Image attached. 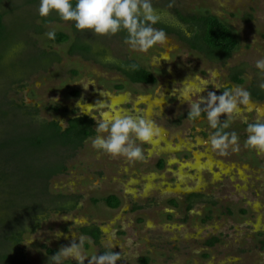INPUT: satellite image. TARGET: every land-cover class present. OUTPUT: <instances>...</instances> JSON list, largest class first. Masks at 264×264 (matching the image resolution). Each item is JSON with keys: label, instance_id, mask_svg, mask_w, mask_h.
Listing matches in <instances>:
<instances>
[{"label": "rangeland", "instance_id": "1", "mask_svg": "<svg viewBox=\"0 0 264 264\" xmlns=\"http://www.w3.org/2000/svg\"><path fill=\"white\" fill-rule=\"evenodd\" d=\"M38 2H0L8 32L0 43V142L13 141L25 124L57 120L66 126L68 118L82 114L92 118L94 133L79 146L56 144L30 151V157L13 143L0 151V172L8 176L0 181V253L13 258L0 264H54L51 255L80 237L88 256L120 252L116 264H264V153L246 145L247 123L264 121V98L252 96L264 94V71L256 67L264 58V0H152L160 16L156 24L171 31L154 25L167 39L147 52L132 49L121 32L77 30L55 12L42 17ZM205 10L238 35V47L226 59L208 58L182 38L195 30L183 18ZM50 30L68 38L53 41L46 35ZM162 54L167 59L159 62ZM130 59L148 68L155 83L129 81L118 66ZM237 72L241 83L232 78ZM212 73L220 87L209 83L201 96L226 89L249 93L237 113L220 117L229 123L225 132L237 133V151L215 149L210 136L216 130L206 112L188 118L190 106L180 97L186 79L211 81ZM81 80L94 84L85 88ZM98 101L155 123L159 131L151 142L136 141L143 160L113 157L92 146V115L99 120L107 109L86 104ZM41 166L59 169L30 180ZM108 194L120 199L118 207L103 202ZM84 226L100 229L98 241L82 232ZM17 228L18 244L4 239ZM64 264L78 262L69 258Z\"/></svg>", "mask_w": 264, "mask_h": 264}, {"label": "clouds", "instance_id": "2", "mask_svg": "<svg viewBox=\"0 0 264 264\" xmlns=\"http://www.w3.org/2000/svg\"><path fill=\"white\" fill-rule=\"evenodd\" d=\"M37 12L42 17L55 12L61 20L73 21L77 30L88 29L100 35H112L125 31L127 33L125 42L132 49L140 52H147L155 45L163 44L167 39L162 29L154 27L160 16L154 9L152 0H39ZM46 35L50 39H55V30L48 31ZM161 57L167 59V56L162 54L159 62ZM132 67L135 68L136 65ZM256 67L264 71V58L256 61ZM78 82L85 88L89 84H94L92 80L86 84L83 80ZM209 83H212L216 89L220 87L215 84V73H212L211 81L199 76L184 81L179 92L180 97H183L190 106L187 117L197 120L203 112H206L210 127L216 130L210 136L212 146L221 150L222 153L230 146L233 151H237L239 137L236 132L224 131L229 127V123L227 120L222 121L220 117L221 114L237 113L239 104L248 102L249 93L246 90L226 89L219 95L209 91L206 97L201 96L200 93ZM193 94H199V99L191 101ZM80 102H78L79 105ZM86 105L89 109L94 107L107 109L100 112L99 120L92 115L96 121L97 135L91 140V144L95 149L113 157L124 156L129 161L144 159L143 149L136 144V141L149 143L158 134L159 129L153 121L138 114L126 112L121 114L120 110L113 109L106 102L98 101L95 106ZM246 131L248 133L246 145L254 148L257 153H264V121L247 123ZM56 235L59 237L63 233L56 232ZM83 240L84 237H80L79 243L61 247L51 255L50 260L54 264H64L65 260L74 258L78 264H84L85 258L90 257L89 264H116V261L121 259V253L112 250L88 256L82 251Z\"/></svg>", "mask_w": 264, "mask_h": 264}, {"label": "trees", "instance_id": "3", "mask_svg": "<svg viewBox=\"0 0 264 264\" xmlns=\"http://www.w3.org/2000/svg\"><path fill=\"white\" fill-rule=\"evenodd\" d=\"M2 0H0L1 2ZM4 12L0 9V43L7 40L8 32L5 28L3 21ZM183 20L191 21L194 25V33L190 37L182 38L186 39L190 46L197 51L201 52L208 58L213 59H226L230 57L233 51L238 47L239 39L237 33L233 28L223 19L219 18L216 14L209 11H200L196 14H192L189 18H183ZM156 26L164 28V30L171 31V28L168 26L155 24ZM123 35H127L125 31H120ZM55 39L53 41L60 42L68 38V35L63 32H55ZM79 49H82L78 46ZM78 49V48H74ZM132 65H136L135 68ZM118 69L126 76V78L131 82H142V83H155L156 76L146 67L139 64L134 59L126 61V66H118ZM238 72L233 75V80L241 83L242 78L239 77ZM116 88H121V84H115ZM77 92V91H76ZM75 92V93H76ZM256 99H263L264 94L259 92H254L252 95ZM203 115V113H202ZM201 115V116H202ZM92 118L87 115H78L73 116L67 119L66 126H61L59 121L51 120L48 122H41L37 127L27 126L23 131H18L14 135L15 139L5 142H0V151L8 148L11 145H20L22 150L27 152L28 157L31 153L42 150L44 148L54 146L56 144H63L70 147H76L81 145V143L90 135L94 133L92 128ZM30 151H32L30 153ZM32 155V154H31ZM30 161H32L29 158ZM33 163V161H32ZM34 167V166H33ZM58 167H43L41 166L38 171L37 169L31 175V179H34L35 176L42 173V176L45 177L50 173L58 171ZM45 174V175H44ZM8 176L4 172H0V181H6ZM28 185V184H27ZM103 202L109 207L115 208L120 205V199L114 194H108L103 197ZM12 219L9 220L12 224ZM15 219V218H14ZM21 232L19 228L12 231L8 238H4L11 243L18 244L21 238ZM82 232L89 235L93 240L98 241L100 236V229L98 227H82ZM1 238V237H0ZM215 239V238H214ZM264 245V240H263ZM4 243H0L2 247ZM11 256L0 253V260L7 261L10 263L13 261ZM16 264H26L25 262H20Z\"/></svg>", "mask_w": 264, "mask_h": 264}]
</instances>
